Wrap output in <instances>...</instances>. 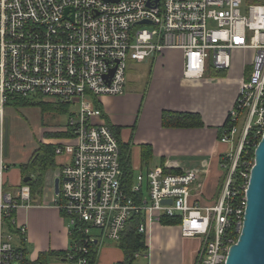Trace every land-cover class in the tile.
<instances>
[{"label":"built area","instance_id":"1","mask_svg":"<svg viewBox=\"0 0 264 264\" xmlns=\"http://www.w3.org/2000/svg\"><path fill=\"white\" fill-rule=\"evenodd\" d=\"M246 1L0 0V264L23 261L26 230L15 214L31 200L29 186L13 194L3 182L5 109L17 99L76 109L61 139L70 146L54 150L70 153L55 177L59 192L43 190V202L51 198L44 205L68 219V234L78 235L65 264H85L92 244L119 243L131 227L146 237L162 219L177 220L182 237H199L194 264H225L242 227L253 166L246 161L236 171L239 157L247 136L260 140L264 132V0ZM165 51L181 52L189 81L228 71L235 51L252 53L249 70L243 65L237 80L229 126L218 135L228 151L219 162L225 171L219 195L208 206L194 200L201 196L197 170L153 168L127 186L117 139L94 104L123 95L131 65Z\"/></svg>","mask_w":264,"mask_h":264},{"label":"crops","instance_id":"2","mask_svg":"<svg viewBox=\"0 0 264 264\" xmlns=\"http://www.w3.org/2000/svg\"><path fill=\"white\" fill-rule=\"evenodd\" d=\"M251 54L247 62L250 61ZM145 63L149 72L145 86L138 83L137 87L124 91L123 95L103 96L98 100L102 115L109 125L107 126L114 129L113 133H116L114 135L121 144L128 146L132 178L153 168H164L169 173L175 172L172 174L197 170L200 173L199 180L203 178V182H199L201 195L211 197L216 184L214 187L210 186L209 179L214 171L216 173V165L219 164L221 156L228 151V146L218 141V135L235 102L238 75L242 72L241 65L235 68L233 66L231 73L235 72L236 77L232 79H219L211 71H207L210 74L208 79L189 81L183 78V58L180 51H165L159 57ZM163 111L198 114L203 126L187 129L163 128L161 125ZM60 131L63 132V129L58 130ZM61 139L54 143L40 144L57 146L61 144ZM39 146L24 164L33 158ZM143 147L150 151L146 165L141 163ZM68 154L66 161L62 155H55L54 170L56 167L61 169L66 164L70 158L69 151ZM3 156L5 162L6 152ZM54 170H49L46 178L47 174ZM223 177L224 173L220 171L218 176L220 183L214 195L215 199L218 197ZM51 180L54 183V173ZM3 182L6 191L16 194L18 187L24 183L20 168L18 178V173L9 170L7 166ZM44 188L49 189V186L45 183ZM42 197L44 195L31 199L30 202L38 201ZM64 218L55 208L37 205H28L16 212V224L25 227L26 230L25 236L22 237V245L26 249L25 257L29 260H26L25 264L27 262L35 264L40 255H46L49 251L63 253L69 248L71 243ZM174 221L176 222L170 224L153 223L145 237L147 251L135 258L142 257L143 264H194L200 250V239L182 237L178 221ZM131 231L135 230L131 227L125 236ZM16 238L18 240L19 236ZM101 244V242L97 244L96 264H117L124 260V253L118 246L119 250L106 248L98 255ZM58 260L59 263L53 264H65L63 258Z\"/></svg>","mask_w":264,"mask_h":264},{"label":"rangeland","instance_id":"3","mask_svg":"<svg viewBox=\"0 0 264 264\" xmlns=\"http://www.w3.org/2000/svg\"><path fill=\"white\" fill-rule=\"evenodd\" d=\"M253 0H247L246 3H252ZM151 28V27H147ZM251 54V51H235L232 54L231 58V68L228 71H225L222 75V77H219V79H232L236 77V73L232 72V68L239 67L241 65H244V67L249 70L250 65L248 59ZM252 55V54H251ZM210 76L209 73H206L204 75V79H208ZM241 77V75H238V79ZM149 78V72H148V65L147 63H141V64H132L130 69L128 70L127 75V84L125 87V91H129L134 89V87H137L138 83L139 85L145 86L148 82ZM143 83V84H142ZM145 83V84H144ZM72 112L76 111V109H72ZM67 113H55V112H47L45 114H42L40 109L38 107H18L15 108L14 103H8L6 105L5 109V119H6V125H3V140L6 137V156H5V162L9 168V170H15L18 173L19 178V168L20 165L24 164L27 159L31 156L33 151L40 145V142L42 143H54L57 138H53L51 136H45L46 133L62 130L64 126L67 124L68 119L70 117V112ZM240 123V119L238 121V125ZM59 140V139H58ZM61 143L66 144L67 146H70V143L67 141L61 140ZM56 146V144H55ZM63 160H67L68 158V151L66 150L64 154L61 156ZM216 165V173L215 171L212 173L210 179H209V185L214 187L212 196L210 195L206 197V195H201L200 199L198 197H195L194 200H199L198 205L208 206L211 205L216 194L217 187L220 183V178L218 179V176L220 175V171L223 174L225 171ZM54 170V169H53ZM59 168L56 167L54 171H50L47 175L49 176L54 173V178L59 175ZM48 176L46 178V184L47 186L51 187L53 186V180L51 178L48 179ZM203 182L200 179L198 181V185ZM216 182V183H215ZM200 186V185H199ZM6 189V188H5ZM7 190V189H6ZM199 190L201 191L200 187ZM51 198L48 197L43 202L42 199L35 201V202H29L28 205H37L42 207H51L54 208L52 205L45 206L44 204H51L50 203ZM191 204H193L192 201H190ZM61 217V216H60ZM64 223L67 226L68 225V219L64 218ZM67 237V236H66ZM199 238V237H198ZM68 240V238H67ZM14 243H17V238L14 237ZM106 248H112V249H118L117 244L113 243L109 239H104L102 241V244L99 246L98 255L102 254V249ZM119 250V249H118ZM28 261V257H25ZM142 258V257H141ZM141 258H135V261L133 264H143V261ZM46 264H53V263H59V260L53 257L45 256L44 257ZM12 264H21L19 262H13ZM27 264H33L28 263Z\"/></svg>","mask_w":264,"mask_h":264},{"label":"trees","instance_id":"4","mask_svg":"<svg viewBox=\"0 0 264 264\" xmlns=\"http://www.w3.org/2000/svg\"><path fill=\"white\" fill-rule=\"evenodd\" d=\"M216 77H222L223 71H216L211 72ZM225 74V73H224ZM224 76V75H223ZM95 107L97 109H101V105L98 101H95ZM15 108L18 107H38L42 114H45L47 112H55V113H67V108L64 105L61 106H53L49 103L44 102H30L29 100H20L17 99L14 102ZM102 117L105 119V124L108 125L106 118L102 115ZM161 125L163 128H181V129H187V128H201L203 126V123L201 122V119L198 114H192V113H178V112H172V111H163L161 114ZM109 126V125H108ZM229 126L228 118H226L224 124L222 127L226 128ZM112 131V127H110ZM115 132V131H114ZM220 133V131H219ZM116 135V133H114ZM45 136H51L53 138H64L67 137V132H54V133H46ZM117 137V136H116ZM118 146L120 150V165L121 170L123 174V182L130 186L132 182V168L129 164V153H128V146L121 144V142L118 140ZM259 140H256L252 135H248L246 138V144L244 145L242 152L239 157L238 166L236 168V171H239L242 167V163L246 161H253L254 160V149L256 148ZM55 145L53 144H47L43 145L40 144L38 150L33 155V158L31 160L20 166V171L22 172L23 178L28 176L31 177V180L27 183H22V185H27L30 188V197L31 199H34L36 197H41L43 195V189L45 187V180H46V173L49 170H52L55 168ZM150 157V151L148 148L144 147L141 149V163L143 165H146L148 159ZM175 173V172H171ZM223 183V180L221 181L217 196L220 192L221 185ZM161 222L170 224L173 222H176L174 220L170 219H162ZM14 231V229H13ZM231 235L236 238V234L232 230ZM70 239V246L73 244L74 241L78 239L77 234H69ZM238 238V237H237ZM124 253V260L122 262H119L117 264H133L135 261V255L140 253H145L147 251V247L145 244V237L142 234H138L135 231H131L128 233L122 241L117 245ZM97 245L92 244L89 247V253L86 256V263L85 264H96V254H97ZM26 249L24 247L23 253L24 258L21 264L26 263L25 253ZM43 256H49L56 259L64 258L65 252H52L49 251L46 255H40L39 259L35 262V264H46Z\"/></svg>","mask_w":264,"mask_h":264},{"label":"water","instance_id":"5","mask_svg":"<svg viewBox=\"0 0 264 264\" xmlns=\"http://www.w3.org/2000/svg\"><path fill=\"white\" fill-rule=\"evenodd\" d=\"M3 149L5 153L6 137ZM30 180L31 177L23 178L24 183ZM53 186L58 194V178L54 179ZM245 198L242 227L236 242L229 247L225 264H264V132L254 149Z\"/></svg>","mask_w":264,"mask_h":264}]
</instances>
